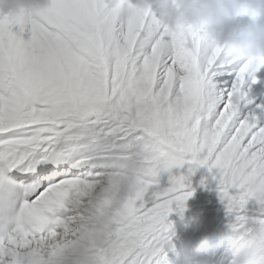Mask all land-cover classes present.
<instances>
[{
	"label": "snow or ice",
	"instance_id": "obj_1",
	"mask_svg": "<svg viewBox=\"0 0 264 264\" xmlns=\"http://www.w3.org/2000/svg\"><path fill=\"white\" fill-rule=\"evenodd\" d=\"M262 66L160 28L144 0L0 13V264H162L200 168L229 230L264 234L242 214L264 213V103L246 107Z\"/></svg>",
	"mask_w": 264,
	"mask_h": 264
},
{
	"label": "clouds",
	"instance_id": "obj_2",
	"mask_svg": "<svg viewBox=\"0 0 264 264\" xmlns=\"http://www.w3.org/2000/svg\"><path fill=\"white\" fill-rule=\"evenodd\" d=\"M160 28L180 25L200 30L209 43L228 56L264 57V0H144ZM48 0H0V13L20 23L40 12ZM231 264H264V234L229 230Z\"/></svg>",
	"mask_w": 264,
	"mask_h": 264
},
{
	"label": "bare ground",
	"instance_id": "obj_3",
	"mask_svg": "<svg viewBox=\"0 0 264 264\" xmlns=\"http://www.w3.org/2000/svg\"><path fill=\"white\" fill-rule=\"evenodd\" d=\"M255 76L256 82H249L247 98L253 103L246 106L248 110L264 103L263 66ZM196 182H199L198 186H195ZM188 190L193 191V195L180 207L173 205L174 210L165 221L169 225L167 234L172 240L162 264H231L230 241L224 234L229 231L228 225L234 222L236 214L227 212L220 199L218 179H214L207 168H200L191 176ZM261 207L254 200L250 201L242 214L250 220L264 218Z\"/></svg>",
	"mask_w": 264,
	"mask_h": 264
}]
</instances>
